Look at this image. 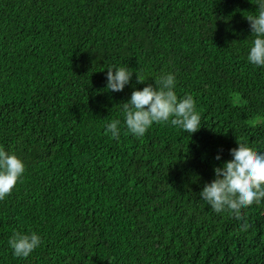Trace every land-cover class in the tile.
Segmentation results:
<instances>
[{"label": "trees", "instance_id": "16d2710c", "mask_svg": "<svg viewBox=\"0 0 264 264\" xmlns=\"http://www.w3.org/2000/svg\"><path fill=\"white\" fill-rule=\"evenodd\" d=\"M255 11V0H0V148L26 166L0 200V264H264V202L238 222L198 195L238 143L264 150V68L247 61ZM123 65L145 82L107 91V68ZM165 73L202 127L126 133L122 105ZM116 119L118 140L106 133ZM14 231L41 246L14 257Z\"/></svg>", "mask_w": 264, "mask_h": 264}, {"label": "clouds", "instance_id": "9594fccd", "mask_svg": "<svg viewBox=\"0 0 264 264\" xmlns=\"http://www.w3.org/2000/svg\"><path fill=\"white\" fill-rule=\"evenodd\" d=\"M255 13L245 16L251 29L247 61L255 68H264V0H255ZM135 74L137 82L145 81L135 69L126 65L107 68L106 90L123 92L131 84ZM155 87L148 85L142 90H134L128 102L122 105L123 128L126 133L143 137L154 124H170L190 135L202 127L201 116L196 110V101L190 94L179 97L176 92L177 78L173 73H165L155 79ZM106 133L113 139L121 136V120L107 125ZM231 159L214 167V179L203 185L199 198L217 213H227L236 221L244 220L242 212L253 205L264 202V150L238 143L229 152ZM222 160V154L215 156ZM24 161L14 153L0 148V200L9 196L25 174ZM249 225H240L246 231ZM42 237L36 232L14 231L8 240L12 254L27 259L41 246Z\"/></svg>", "mask_w": 264, "mask_h": 264}]
</instances>
